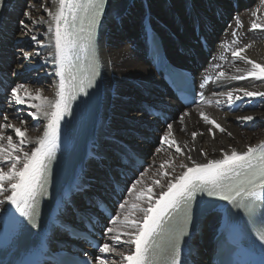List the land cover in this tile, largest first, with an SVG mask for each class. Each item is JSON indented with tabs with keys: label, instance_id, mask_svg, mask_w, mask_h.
I'll list each match as a JSON object with an SVG mask.
<instances>
[{
	"label": "snow or ice",
	"instance_id": "6c2138e0",
	"mask_svg": "<svg viewBox=\"0 0 264 264\" xmlns=\"http://www.w3.org/2000/svg\"><path fill=\"white\" fill-rule=\"evenodd\" d=\"M261 2L264 3V0ZM49 3L58 4L55 12L48 3L39 0V8L47 14L50 21H46L43 16L33 18V11L38 9L37 3L32 0H24L20 13L23 18L17 20V30L22 36H29L32 42L41 47L54 49L48 53L51 60L44 59L40 67L49 63L53 65L52 72L46 75L58 78V90L55 100L44 96L40 88L35 89L34 95L29 93L25 84H16L6 90L10 101L8 108L28 104L29 108L35 109L34 112H28V115L33 120L42 117L46 123L42 136L34 141L36 147L26 151L27 144L33 143L26 137L27 128L16 127L10 122L12 119H20L19 116L10 117L8 109L0 110V248L6 253L19 251L26 238L35 237L25 249L31 253L30 257L21 261V264H42L43 257L48 252L45 226L57 237L77 236V228L83 232L89 231L86 222L96 228L94 217H99L106 221L102 231V238L106 242H97L91 254L84 253L83 260L68 259L60 264H117L113 256L119 258L120 264H181V240L190 235L189 225L194 223L195 214L207 213L218 227L220 249L229 256L222 264H264V142L248 145L243 152L235 148L230 151L221 148L219 159H209L208 153L200 149V155L204 156L206 162L198 163L191 155H187L191 166L181 162L178 165L183 169L180 174H172L175 172L174 165L171 166V171L163 172V177L167 178L166 185L160 179L153 180L152 185H144L145 171H139L136 176L133 169V178L125 182L123 188H119V174L109 176L104 171L107 186L101 184L100 190L93 191L88 182L82 180L75 169H72L66 179L67 191L62 193L59 200L57 194L49 191L50 165L56 159V152L60 147L62 121L74 115L72 104L81 97L77 108L82 115L87 116L98 104V97L104 88L103 70L108 62L101 60L99 34L110 14V0H49ZM7 6V0H0V10ZM258 11H253L252 16L256 17ZM234 19L237 26H242L238 17ZM35 25H47L45 35H49L52 41L50 45H45L43 40H38L32 34ZM149 29L150 20L145 29L146 38L149 36ZM257 29H264V24L253 20L249 31ZM232 36H237L235 30ZM151 41L150 52L153 59L163 63L156 37L151 36ZM251 46V43L244 44L231 53L234 59L250 65L247 69H236L237 72L246 74L228 77L224 71H219L215 80L222 82L227 79L240 81L254 78L264 83V65L244 55ZM40 55L39 51L30 53L21 47L18 63L23 65L24 61ZM168 72L173 76V84H176L179 74L170 68ZM183 79L187 80L186 77ZM210 79L202 81L200 88L203 89ZM22 89L25 90L26 97L20 95ZM177 91L186 93L188 89L177 85ZM235 93L229 90L217 95L226 96L229 106L236 101L246 100L264 103V91L238 88ZM197 95L202 104L211 103L205 101L202 91ZM192 103H196V100L193 99ZM140 110L150 114L148 109ZM191 114L190 111L181 110L178 116L181 132H187L185 118ZM198 116L205 125L212 126L208 128V133L213 138L214 129L232 136L231 132H226L224 127L203 110L198 109ZM255 119L253 116L237 117L242 123ZM20 123L24 124L26 121L20 119ZM70 125L71 121H65L66 128ZM6 129L12 130L18 142H14L13 135L5 134ZM198 135L202 136L203 132L191 133L193 141ZM157 143L161 146L167 144L177 154L186 155L174 138L172 122H164L162 135ZM119 151L122 158L135 162L132 153L122 147ZM156 151L160 152L161 148ZM191 151L195 149H188V152ZM90 155L93 160L99 156L101 165L107 158L106 154L95 152H90ZM116 166H125L120 157L117 158ZM159 167L167 169L170 165L161 163ZM138 185L142 187L138 189ZM154 186L161 190L154 193ZM125 194L135 195L137 202L131 204L134 211L126 208L129 202ZM113 197L118 199L113 200ZM46 200L49 212H52L53 205L55 207V214L50 217L42 215V203ZM218 202H225L223 208ZM102 205H107L112 215L104 216L100 210ZM136 212L142 215L137 218ZM120 246H128L130 250L121 251ZM0 264L4 262L0 260Z\"/></svg>",
	"mask_w": 264,
	"mask_h": 264
},
{
	"label": "bare ground",
	"instance_id": "6f19581e",
	"mask_svg": "<svg viewBox=\"0 0 264 264\" xmlns=\"http://www.w3.org/2000/svg\"><path fill=\"white\" fill-rule=\"evenodd\" d=\"M17 1H19L21 5L24 3V0ZM236 1V8L232 6L231 0H125L123 3L120 1H116L114 3L112 1L111 8L109 6L110 14L104 23L108 22V20H110L109 16L113 14V16L110 17H114L115 21H120V23L123 25V30H125L124 27L128 25H130L132 28H127V33L125 35L122 29H120L119 32H116L113 29L112 33L108 31L105 42L103 40V33L106 30L105 27H103L102 30V38L100 40V56L102 62H108L106 69L103 70L104 88L102 98V113L95 134L98 135L97 141L95 143L93 138V143L90 144L91 148L89 149V154L87 157H85L80 170L77 172L82 180H85L88 183H94L91 182L92 179H97L99 181L105 179L102 177L103 172L97 168L98 163L90 159V152L106 154L107 158L112 159V162L109 163L110 166L115 167L117 165V162H115V156L117 152H120V146L117 142H128L127 139L130 140V143L134 145L135 149L141 150L146 160L151 163L150 169L143 177L144 185H152V181L156 179H160L161 183L166 185L167 178L163 177V172L165 170L171 171V166L174 165L175 172L172 174H180L183 169H181L178 165L181 162L187 163L189 166H191L190 161L187 160V155H191L198 163L206 162L204 156L200 155V149H204V151L208 153L209 159H219L221 148L226 151H230L231 148H235L237 151L243 152L246 151L248 145H257L264 141V103H261L259 100H246L236 101L235 104L229 106L226 103V96L217 95L219 92H227L229 90H233L234 94H236L235 89L238 88H247L252 91H264V83L257 81L254 78H248L246 80L240 81L227 79L226 81L222 82H217L215 80L216 89L211 90L209 93V98L214 99L213 104L201 106L194 105L190 108H182L177 106L179 109L174 112V117L176 115L179 116L181 110L190 111L192 113L190 117L185 118L187 132H181L179 130L180 126L177 116V119L170 121L173 123L174 138L179 143L181 148L184 149L186 155L177 154L174 148H169L167 144L159 146L161 148L160 152H154L153 147H150L152 145L150 139L154 140L156 136H158L159 139V137L162 135V129L164 126L159 123L156 124L157 128L161 130V134L150 133L149 130L152 127V120L140 110L143 109L141 106L144 102L154 103L157 101L158 97H162L163 100L167 101L168 103L173 102L169 96V93L162 90V83L160 82L158 76L154 73L152 66L144 57V26L147 22H149V20L150 22H153L154 26L156 25L158 29L165 31L164 29L169 28L175 33L177 39L166 37V47L173 60H176V58H180V60L184 62L189 60L185 55H179V48L184 50L186 46H193L194 50L198 49L199 45L193 44V39H195L194 24L198 23L200 24L201 29L206 24L214 29V35L210 36V40L215 49L218 47V43L223 38H230L233 30L246 35L247 38H244L242 44L238 47H242L244 44L251 43L252 46L246 50L244 55L264 65V29L249 31L253 20H256L257 23L264 24V3H262L261 0ZM32 2L37 3V7L39 6V0H32ZM44 2L49 4V7L52 11H56L58 4L49 3V0H44ZM7 3L8 6L5 8L3 19L0 25V60L3 64L0 65V70L7 75V79L10 82V85L7 86V90H10L11 87H14L13 83L14 85L24 84L21 82L23 81V77L19 78H22V80L16 81L17 78H14V70L18 71V76H21L25 67L31 69L37 65V63L41 64L46 58L51 60V57L48 56V53L53 52L54 49L52 47H41L34 42L33 47L36 48V51L40 52V57H33L32 59H36L34 63L30 60H27L23 62L22 66H20L16 56H14L15 52L20 50L18 49V45L26 40H29V42L32 41L30 40L29 36H22L19 31L17 32L18 34L16 36L14 35L15 26H12V20L13 17L20 16L19 14L21 13L22 8L21 5H19L14 0H7ZM125 8H128L131 16L126 14L127 11ZM37 9L38 10H35L32 13L34 19H38L39 17L43 16L46 21H50V18L45 12H43L42 9ZM257 9L259 10L257 16L253 17L252 12L256 11ZM216 11L220 12L221 19H228L226 24L220 23V21H218L216 17ZM234 17L239 18L242 25L241 27H237ZM21 18L23 17L21 16ZM46 28L47 25H35L33 26L32 34H35L38 40H43L45 45H50L52 41L50 40L49 35H45ZM160 33L163 35V32ZM126 37L129 40L128 42L132 45L131 48L128 47L126 42L125 43L127 45L125 44V47H119L117 42L126 40ZM110 44L114 45L115 48H109L108 45ZM43 67L44 71L42 75L49 80V89L44 90V88L38 87L36 85H25L27 86L29 93L34 95L35 89L40 88L42 89L44 96H47L51 100H55L56 91L58 90V78L55 76L46 75V73L52 72L53 70V65L51 63L46 64ZM249 67L250 65H246L243 61L234 59L231 55L227 62H225L217 71L216 75L219 71H224L228 77L232 75H242L246 73L237 72L236 69H247ZM116 74L118 75L116 78L119 81L121 79L123 81H129L131 84H133V86H121L119 89L122 92H116L120 93V95L112 93V89L116 90L115 86L119 85L115 81ZM136 82H140L143 87L140 88L136 86ZM20 95L25 97L27 96L25 90L23 89L21 90ZM120 96L122 98H132L133 100H137L138 103H134L135 106L132 104L130 107L127 105H124V107L120 101L118 102L115 100L116 97L118 99ZM217 101L220 103L217 104ZM3 102L4 109H8V114L10 117L19 116L20 119H23L19 115L20 112L15 110V106L14 108H8L10 101H7L5 97L3 98ZM28 103H39V101H28ZM236 105H239V107L235 111L233 109ZM19 106L21 107L20 111H35V109L29 108L28 104ZM131 107L134 108V111H132ZM128 109H131V111L129 112ZM198 109L203 110L207 115H209L211 119H215L217 123L226 129V132H231L232 136L229 137L226 133H220L218 130L214 129L215 138H213L208 133V128L212 126L205 125L199 119ZM115 110L116 112H121L120 114L124 113V117H120L119 119L116 115H113ZM244 116H253L256 119L247 123H242L237 120V117ZM131 118L133 119L132 123ZM20 119H12L10 122L15 124L16 127H21L22 129L27 128L26 137L28 140L33 141V143L27 144L25 150L30 151L32 148L36 147V144L34 143L35 139L38 136H42L43 126L46 121L42 117L33 120L32 122H35L36 126L32 128L29 126L27 121L26 123L21 124ZM136 119L141 121V123L134 122ZM0 123H2L1 120ZM122 124L127 126L126 130H128V128L129 130L132 129L130 127L132 126L133 129L136 128V131L134 129L133 133L125 132L126 130H122L121 128L117 127L118 125ZM118 129L119 131H117ZM7 130L12 132V130L6 129L5 134L10 133L9 131L7 132ZM137 131H142V133ZM193 131L203 132V135H198L196 140L193 141L191 137V133ZM135 132L144 135L146 140L132 139V135H134ZM112 139H115L116 142H112ZM13 140L14 142H18V138L15 136V134L13 135ZM104 140L114 143L116 148L112 149L110 145L105 146ZM94 145H97V147H94ZM188 149H195V151L188 152ZM161 163L168 164L170 167L167 169H160V172L158 173L159 164ZM91 166L93 169L90 168ZM143 169H145V167ZM141 187V185L137 186L138 189ZM160 190L161 189L159 187H153L154 193H158ZM126 199L129 202L126 208L129 211H134L131 209V204L137 202L135 200V195H126ZM135 215L137 218H139L142 214L136 212ZM213 223L214 220L208 218V228L204 226L203 229V231L210 236V242L212 239L211 236L213 234L212 233L210 235V230H215V226L212 228ZM206 239V237L203 238L204 242ZM127 248L129 247L122 246L120 250L126 252ZM113 259H116L117 264H120L119 258L113 257Z\"/></svg>",
	"mask_w": 264,
	"mask_h": 264
},
{
	"label": "rangeland",
	"instance_id": "374dc122",
	"mask_svg": "<svg viewBox=\"0 0 264 264\" xmlns=\"http://www.w3.org/2000/svg\"><path fill=\"white\" fill-rule=\"evenodd\" d=\"M14 1H16L19 5H21V3L19 2V1H17V0H14ZM112 1L115 3L116 1H120L121 3H123L125 0H111V2H110V8H111V3H112ZM146 1V0H145ZM113 3V4H114ZM123 7V6H122ZM37 8H39V6L37 7ZM125 10L127 11L126 12V14H129L130 16H131V13L129 12V10H128V8H125ZM115 11V10H114ZM113 11V12H114ZM126 14H125V16H126ZM20 15V14H19ZM110 16H113V14H111ZM109 16V19L110 20H108V22H105L104 23V27H105V32L103 33L104 34V37H103V40H104V42L106 41V37H107V32L109 31L110 33H112V31L113 30H115L116 32L118 31H120V29H122V31H123V33H124V35L127 33V28L129 29V28H132L130 25H128V26H125L124 28H125V30H123V25H122V23H120V21H115V19H114V17H110ZM129 16V17H130ZM18 18H21V15L20 16H16V17H13V20H12V26H15V31H14V35L16 36L18 33V30L16 29V27L18 26L17 25V20H18ZM114 19V20H113ZM128 19V18H127ZM128 20H130V19H128ZM121 21H122V18H121ZM120 23V24H119ZM108 25V26H107ZM107 27V28H106ZM110 29V30H109ZM113 29V30H112ZM109 34V33H108ZM109 36V35H108ZM101 38H102V35H101ZM129 40L127 39V37H126V40H122V41H118L117 42V44H118V46L119 47H125V44L127 43L128 44V47H130L131 48V44L128 42ZM126 42V43H125ZM126 44V45H127ZM19 46V48L18 49H20L21 47H23L24 48V50H26V51H29L30 53H32V52H35L36 51V48L35 47H33L34 46V42H29V40H26V41H24L23 43H21L20 45H18ZM108 47L109 48H115V46L114 45H108ZM33 48H35V49H33ZM18 53H19V51L18 52H15V55L14 56H16V58H17V60H18ZM35 60L36 59H31L30 61H32L33 63L35 62ZM32 63V64H33ZM19 65L20 66H22L20 63H19ZM26 69H30V68H24L23 69V73H22V75L21 76H18V71H16V70H14L15 71V75H14V78H17L16 79V81H18V80H22V78L21 79H19L20 77H23V81H21L22 83H24V84H30V85H33V86H38V87H42V88H44V90H47V89H49V80L47 79V78H45V76H43L42 75V73H43V71H44V67H40V64H38L37 63V65H35L34 67H32L31 68V70H26ZM38 69V70H37ZM12 72V71H11ZM17 76V77H16ZM43 76V77H42ZM118 75L116 74L115 75V81L119 84V85H117V86H115V88H116V90L115 89H112V93H116V92H122V91H120V87L121 86H126V85H132L133 86V84H131L129 81H123V80H121L120 79V81H122V82H120L116 77H117ZM133 82V81H132ZM29 89V88H28ZM31 90V89H30ZM120 93H116L117 95L119 94L120 95ZM115 100L116 101H120L121 103H122V105L124 106V105H127L128 107H130V106H132V104L134 105V103H138V101L137 100H133L132 98H130L129 99V97H125V98H122L121 96L120 97H118V99H117V97L115 98ZM123 102H122V101ZM129 100V101H128ZM130 101H132V102H130ZM135 106V105H134ZM125 107V106H124ZM12 108H14V106L12 105ZM131 109H132V111H134V108L133 107H131ZM131 109L129 110V112L131 111ZM18 110V112H20L19 113V115L25 120V121H27L28 122V124H29V126L30 127H35L36 126V123L35 122H32L33 121V119L28 115V112L27 111H20V109H17ZM8 113H9V111H8ZM119 114V115H117V114ZM121 113V112H120ZM119 112H116V110H115V113H113V115H116L119 119H120V117H124V113H122V114H120ZM126 113H128V112H126ZM177 117H178V115H176ZM175 116V117H176ZM2 121V120H1ZM132 121H133V119L131 118V123H132ZM36 122H38V121H36ZM134 122H140V121H138V119H136ZM118 128H121L122 130H126L127 128V126L125 125V124H122V125H118L117 126ZM132 129H130L129 130V128H128V130H126L125 132H132L133 133V130L135 129V131H136V128H134L133 129V127L132 126H130ZM9 130H7V132H8ZM117 131H119V129L117 130ZM10 132V131H9ZM137 132H140V133H142V131H137ZM104 133H105V131H104ZM153 133H157V134H161V131L160 130H154L153 131ZM14 135L12 132H10V133H6V135ZM132 137H133V139H135L136 140V137L134 136V135H132ZM138 139V138H137ZM158 140V136H156L155 137V139L154 140H152L151 139V142H152V145L150 146L151 148L153 147V151L155 152L156 151V149L157 148H160L159 146H160V144L159 143H157L156 141ZM6 142V141H5ZM155 142H156V144H155ZM104 144H105V146H107V145H110L111 146V148L113 149V148H116V146L114 145V143H111V142H107L106 140H104ZM150 162H148L146 165H145V169H143V171H145V173L146 172H148V170L150 169ZM114 165H116V164H114ZM113 165V166H114ZM160 165V164H159ZM91 169H93L92 168V166L90 167ZM160 167L158 168V173L160 172ZM139 175V174H138ZM127 195V194H126ZM125 198H126V196H125Z\"/></svg>",
	"mask_w": 264,
	"mask_h": 264
}]
</instances>
